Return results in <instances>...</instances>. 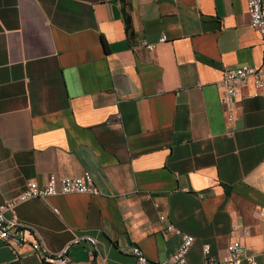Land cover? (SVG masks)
<instances>
[{"label": "crops", "instance_id": "crops-1", "mask_svg": "<svg viewBox=\"0 0 264 264\" xmlns=\"http://www.w3.org/2000/svg\"><path fill=\"white\" fill-rule=\"evenodd\" d=\"M241 64L264 71L245 0H0V201L88 173L98 194L15 206L49 251L88 234L106 264H134V244L168 263V224L193 237L187 264H208L202 244L209 264H231L233 239L264 250V78L219 101ZM32 239H0V264H41ZM88 249L70 245L65 264H99Z\"/></svg>", "mask_w": 264, "mask_h": 264}, {"label": "built area", "instance_id": "built-area-1", "mask_svg": "<svg viewBox=\"0 0 264 264\" xmlns=\"http://www.w3.org/2000/svg\"><path fill=\"white\" fill-rule=\"evenodd\" d=\"M245 10L249 26L261 36L262 58L264 60V0H245ZM164 39L165 37L162 35L159 41H164ZM145 47L150 48L151 45L146 44ZM247 77L252 79V84L256 90L262 89L264 71L247 64L225 69L220 78V84L223 88L222 94L219 96L220 103L229 108L232 97L236 93L237 83ZM119 117V114H115L113 118L119 119ZM68 193L98 194L99 190L93 185L88 173L72 177H55L50 174L41 185H37L33 180H27L18 193L0 201V239L9 245H19L24 241L25 231L30 230L33 234V239L29 242V247L41 264L67 263L66 250L70 245L75 244H88V257L92 259L98 258L99 264H106L98 253L96 240L92 236L88 234L72 236L58 250L49 251L39 240L37 233L33 229L21 224L15 218V206L25 199H44L49 196ZM53 211L55 212L54 209ZM261 213L264 214V210H261ZM165 233L179 235L180 241L175 251L171 254L168 263L163 264H187L186 255L193 240L192 235L181 232L171 224L165 227ZM201 250L205 262L208 264L213 263L214 260L209 255L208 244H202ZM130 254L133 257L134 264H148V260L139 246L131 245ZM256 257L264 264V250L256 254L248 253L238 239H233L227 242L222 261L238 264L241 260H244L247 264H257Z\"/></svg>", "mask_w": 264, "mask_h": 264}]
</instances>
